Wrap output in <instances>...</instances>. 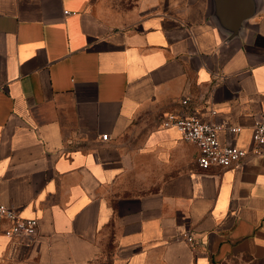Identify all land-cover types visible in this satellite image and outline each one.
<instances>
[{
  "label": "crops",
  "instance_id": "obj_1",
  "mask_svg": "<svg viewBox=\"0 0 264 264\" xmlns=\"http://www.w3.org/2000/svg\"><path fill=\"white\" fill-rule=\"evenodd\" d=\"M253 6L230 34L212 0H0V202L37 219L31 237L0 228V264L264 256V155L201 168L160 123L195 112L250 148L264 105Z\"/></svg>",
  "mask_w": 264,
  "mask_h": 264
},
{
  "label": "built area",
  "instance_id": "obj_2",
  "mask_svg": "<svg viewBox=\"0 0 264 264\" xmlns=\"http://www.w3.org/2000/svg\"><path fill=\"white\" fill-rule=\"evenodd\" d=\"M181 104L187 105L188 98H182ZM214 113V110H211ZM161 125L165 128L174 127L182 138L196 145L198 150L197 164L201 168L226 167L240 163L249 153L259 154L264 150V105H262L258 117L252 129V144L244 150L230 143L221 144L218 140V130L221 127L195 112H167L161 117ZM238 128H231L236 132ZM107 139V134L100 136ZM4 226L5 232L10 236L31 237L36 233L37 219L23 218L18 211L0 202V228ZM188 241L192 238L185 234Z\"/></svg>",
  "mask_w": 264,
  "mask_h": 264
},
{
  "label": "water",
  "instance_id": "obj_3",
  "mask_svg": "<svg viewBox=\"0 0 264 264\" xmlns=\"http://www.w3.org/2000/svg\"><path fill=\"white\" fill-rule=\"evenodd\" d=\"M218 23L230 34H236L254 11L253 0H212ZM264 155L262 150L258 156Z\"/></svg>",
  "mask_w": 264,
  "mask_h": 264
},
{
  "label": "rangeland",
  "instance_id": "obj_4",
  "mask_svg": "<svg viewBox=\"0 0 264 264\" xmlns=\"http://www.w3.org/2000/svg\"><path fill=\"white\" fill-rule=\"evenodd\" d=\"M224 264H264V256L259 258L252 256H236L229 258Z\"/></svg>",
  "mask_w": 264,
  "mask_h": 264
}]
</instances>
